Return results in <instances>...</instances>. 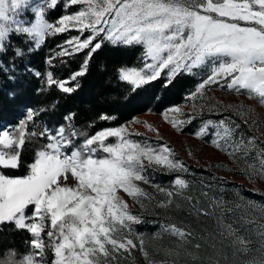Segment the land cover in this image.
Masks as SVG:
<instances>
[{
  "label": "snow or ice",
  "instance_id": "obj_1",
  "mask_svg": "<svg viewBox=\"0 0 264 264\" xmlns=\"http://www.w3.org/2000/svg\"><path fill=\"white\" fill-rule=\"evenodd\" d=\"M56 4L0 0V53L6 52L12 34L26 35L39 48L48 36L78 31L80 35L59 45L46 60L51 67L57 57L88 50L80 70L69 79H56L51 71L44 74L49 88L68 94L75 91L68 84L85 75L93 54L105 43L142 47V67L118 69L119 80L133 92L165 72V87L180 74L203 73L184 104L166 109L163 120L181 132L204 111L221 115L203 121L193 134L203 140L214 130L205 142L227 163L209 167L224 168L252 185L264 183V112H257V107L264 109V0H66V10H78L49 22L46 11ZM27 9L33 19H21ZM14 51L17 57L23 55L19 47ZM214 86L253 103H225L207 94ZM186 106L191 108L188 113ZM42 111L29 108L14 129L0 131V169H19L30 139L47 141L35 150L26 174L0 171V225L11 223L31 235L25 241L27 253L17 259L15 250H9L0 264H122L133 251L146 264H264V199L244 195L243 183L215 175L211 184L183 178L189 168L170 145L133 140L143 134L131 132L128 124L89 134L74 126L75 113H69L55 129L29 131ZM99 119L115 117L101 114ZM140 123L159 139L158 129L146 121L129 122ZM188 155L192 157L190 150ZM149 172L177 175L163 186ZM248 191L264 198L260 188ZM121 192L141 209L155 202L153 209L166 214L168 222L152 237L174 238L173 246L155 249L164 259L150 256L143 234L133 227L142 219ZM171 212L186 213L198 227L173 222L167 215ZM208 221L211 226H204Z\"/></svg>",
  "mask_w": 264,
  "mask_h": 264
},
{
  "label": "trees",
  "instance_id": "obj_2",
  "mask_svg": "<svg viewBox=\"0 0 264 264\" xmlns=\"http://www.w3.org/2000/svg\"><path fill=\"white\" fill-rule=\"evenodd\" d=\"M77 9L78 6H72L66 10L63 1L59 0L56 6L46 11V19L54 23L60 16L75 12ZM78 35H80L78 31L69 30L48 36L39 48H35L26 35L10 36L6 42V52L0 53V129L16 125L22 114L31 108L44 109L34 123L41 131L45 126L49 129L57 128L65 123V116L75 113L74 126L94 134L103 128L118 127L138 114L162 113L169 107L183 104L185 95L194 90L200 81L198 75L180 74L165 87L167 75L164 73L156 81L133 92L130 85L119 80L118 69L140 67L143 63L142 47L113 46L105 43L93 54L85 75L68 84L69 87H74L75 91L68 94L55 86L49 88L44 78L46 72H53L56 79L67 80L80 70L88 50L71 57H57L51 67L46 64L50 55L55 56L59 45ZM17 47L23 51L22 56L15 55L14 49ZM30 47L33 48L31 52L28 51ZM35 72H40L41 76L37 77ZM101 114H107L115 119L100 120ZM89 124L93 126L89 127ZM198 128L199 122L194 119L181 132L194 134ZM35 150V147L26 144L21 167L2 171L7 175L26 174L27 165L32 162ZM175 177L173 174L155 178L158 181L171 182ZM175 217L180 216L176 214ZM160 226L159 221L147 219L133 227L136 233L151 235L159 232ZM210 226L211 222L207 227ZM30 239L31 235L26 230H16L11 223L0 225V258H4L9 250H15L19 259L30 250V246L25 243ZM48 257L50 260L51 253H48Z\"/></svg>",
  "mask_w": 264,
  "mask_h": 264
},
{
  "label": "rangeland",
  "instance_id": "obj_3",
  "mask_svg": "<svg viewBox=\"0 0 264 264\" xmlns=\"http://www.w3.org/2000/svg\"><path fill=\"white\" fill-rule=\"evenodd\" d=\"M62 1L64 4L66 3V0H62ZM38 2L39 0H30V3L33 5ZM33 18L34 17L32 16L30 9L25 10V12L21 15V19L30 20ZM87 34L88 33L84 34L85 37ZM140 67H142V65ZM165 74L167 75L166 72ZM197 75L201 79V76L203 75V73H199ZM207 94L209 96H215L217 99L222 100L225 103L236 102L238 100L245 99L244 97H236L234 94L229 93L227 90H221L219 87H216V86L212 87V89L208 91ZM245 103L250 104L253 102L245 99ZM183 104H179V105H183ZM183 110L185 113H188L191 111V108L190 106H186L184 107ZM26 112L27 110L19 118L18 123L16 125H8L5 128L0 129V131L7 130V129H14L19 124V122L22 119H24ZM257 112H264V109L257 107ZM162 113H151V112L141 113V114L134 116L132 119L122 123L121 125L128 124L129 130L131 132H138V133L143 134L142 136H132L131 138L133 140H137L141 142L146 140L149 144H152L153 146H157L158 144H162V143H167L168 145H170L177 154L176 158L182 160L184 164L189 168V173L181 174L183 178L189 179V180H195L197 181V183L202 179L204 183L211 184L213 183V180H212L213 175L219 176V177H225L227 180L234 181L236 184L243 183L244 184V192H243L244 195L249 196L253 199H257V200L264 199L258 194L248 191V189H251L253 187L260 188L262 191H264V183H257L256 185H252V184H249L244 179V177L228 172L224 168L209 167V165H216L221 162L227 163V159L223 154L218 152L216 149L210 147L209 143L205 142V141H210L212 139L211 133L212 131H214L213 129L211 128L209 129V135L206 136L203 140L197 139L195 138L193 134H185V133L176 132L175 130H173L171 126L163 120L162 115H161ZM134 118L139 119L141 121H146L148 124H151L156 129H158L159 139L157 138V134L148 131L145 128L143 123L129 124V122L132 121ZM183 118L187 119L186 116ZM221 118L222 116L219 114L204 111L202 115L198 114L195 120L199 122V127H200L203 121L205 120H208V119L219 120ZM33 129L41 131L39 128L35 127V124H30L29 131H32ZM46 142L47 141L43 138H32L29 140L27 144H29L32 147H35V149H38L42 144ZM108 142L115 143V138H109ZM188 150L192 152V157L188 155ZM0 171H2V169H0ZM173 174H175V176L177 175L176 173L149 172V175L152 177L153 182L163 185V186L168 185L170 182L169 181H166V182L158 181L156 180L155 177L160 176V175L167 176V175H173ZM69 183L71 184L72 181H69ZM142 186L147 188V190L150 192L153 191L147 185H142ZM228 186L231 187V185H228ZM120 195L124 196V198L128 201L133 214L140 216L142 221L151 219L154 221L155 220L159 221L160 224L168 222L165 219L166 214L163 212V210L153 209V205L155 202H153V204H149L147 209L145 210V209H141L138 205H134L133 202L123 192H121ZM160 198L161 197H158V199ZM27 214L28 215L31 214L30 210L28 211ZM176 214L177 213L175 212H171V213H168L167 215L172 216L173 222L179 223L181 220H183L185 223L192 222L193 227H198L193 221L192 217H188L186 213H179L178 214L180 216L179 218L175 217ZM209 222L210 221L204 224V226L207 227ZM156 233H153L151 235L143 234V236L145 238V244L150 253V256L153 259L159 261V260L164 259V257L162 254L157 253L155 249L173 246L174 238L168 235H164L162 239L153 240L152 237ZM44 238L46 240V234H44ZM122 264H146V262L143 256L139 253V251H133L132 256L129 257L127 260L123 261Z\"/></svg>",
  "mask_w": 264,
  "mask_h": 264
}]
</instances>
